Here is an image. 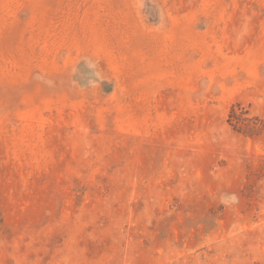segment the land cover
Wrapping results in <instances>:
<instances>
[{
    "label": "rangeland",
    "instance_id": "1",
    "mask_svg": "<svg viewBox=\"0 0 264 264\" xmlns=\"http://www.w3.org/2000/svg\"><path fill=\"white\" fill-rule=\"evenodd\" d=\"M0 264H264V0H0Z\"/></svg>",
    "mask_w": 264,
    "mask_h": 264
}]
</instances>
